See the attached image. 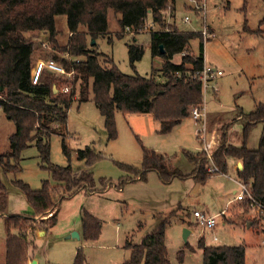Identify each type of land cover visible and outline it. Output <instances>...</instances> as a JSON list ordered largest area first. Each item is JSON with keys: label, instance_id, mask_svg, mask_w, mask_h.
I'll use <instances>...</instances> for the list:
<instances>
[{"label": "rangeland", "instance_id": "rangeland-1", "mask_svg": "<svg viewBox=\"0 0 264 264\" xmlns=\"http://www.w3.org/2000/svg\"><path fill=\"white\" fill-rule=\"evenodd\" d=\"M204 1V25L214 28V34L204 44V60L222 72L203 93L205 112L209 114L207 118L209 120L211 116L213 119L204 140L210 142L215 134V143L221 144L222 126L226 125L227 143L237 144L240 143L243 124L240 110L249 113L257 103L264 105V0ZM193 5L190 0H174V6L168 5L162 12L164 23L175 24L181 31L200 30L202 15L193 10ZM186 16L189 17L187 22L184 21ZM115 18L113 12L109 11L108 32L95 40L97 49L110 55L126 74L149 76L152 69L160 68L162 61L151 57L149 44V31L160 29L159 26L153 25L150 27L152 29L134 36L136 44L143 48V55L133 69L129 65L126 49L133 35L125 31L123 37L116 38L114 34L118 26ZM55 21L56 29L61 33L57 40L64 44L69 36L66 17L56 16ZM151 22L149 17L147 24ZM27 36L34 48L32 61L52 59L53 55L59 54L53 53L44 40L46 35L43 32H29ZM189 49L197 53V39L191 40ZM179 59L180 55H175L172 60L178 62ZM60 88H68L69 92L71 87L63 85ZM115 123L116 138L107 141L103 117L93 101L72 103L64 137L71 154L70 165L75 172H92L97 193L79 192L62 199L57 206L55 225L46 229L43 223H38L35 231L28 234L27 239L35 249L30 247L25 264H30L33 259L36 264H73L79 248L85 256L84 264H122L130 253L125 248L126 242L139 243L169 213L173 215L164 234L169 264H202V252L197 247V241L202 237L206 245H244L246 264H264V212L248 203L234 200L240 186L232 163L226 174L217 173L204 183L196 182L191 176L194 164L189 157L203 148L202 132L200 139L197 138L202 128L201 122H196L191 116L186 117L163 135L157 132L159 124L150 114L116 112ZM14 130L13 122L0 108V153L8 149V138ZM261 131L262 125H255L248 142L250 148L257 146ZM61 140L58 134L50 136V162L65 166L68 160L61 151ZM141 144L164 157L165 166L162 164L161 168H166L165 180L160 178L157 171L150 170L145 180L130 181L122 188L112 185L103 190L100 180L106 179L116 184L127 175L116 163L140 167ZM85 146H92L103 157L93 165L85 166L75 155L78 149ZM21 157L19 173L12 175L0 171V178L9 193L7 210L13 214L21 202L25 203L23 195L12 185L13 179L22 180L32 189H39L44 180L51 185L56 184L49 171L41 167L34 145L25 149ZM206 166L210 164L206 163L205 169ZM195 210L216 216L215 227L212 230L201 227L193 217ZM83 211L101 222L100 234L95 240L85 241L81 236ZM23 212L21 214H29ZM49 214L52 213L47 212L45 216L35 214V221L49 218ZM185 228L191 233L184 239ZM10 231L17 233L13 227H10ZM73 232L78 233L79 239L68 238ZM5 237V218L0 216V264H4ZM185 243L190 245V249L186 248ZM180 250H183L182 260L178 257Z\"/></svg>", "mask_w": 264, "mask_h": 264}, {"label": "trees", "instance_id": "trees-1", "mask_svg": "<svg viewBox=\"0 0 264 264\" xmlns=\"http://www.w3.org/2000/svg\"><path fill=\"white\" fill-rule=\"evenodd\" d=\"M168 5L174 6V0H0V108L15 127L8 138V149L0 153V171L12 175L19 173L22 152L34 145L41 167L49 171L56 183L51 185L44 180L39 189H32L22 180L13 179L15 190L23 195L33 211L29 213L31 215L13 214L7 210L9 193L0 178V216L6 223L4 264L26 263L30 247L35 249L27 239L28 234L35 231L38 223H43L46 229L55 225L57 206L62 199L79 192L97 193L92 172H75L70 165L71 154L64 137L67 114L73 102L93 101L103 117L107 141L114 140L117 135L116 112L150 114L159 124L157 132L163 135L189 117L193 107L202 105L203 89L198 73L204 64V44L213 34L206 26L208 36L204 41L201 29L181 31L175 24L166 25L162 12ZM193 10L198 13L194 7ZM109 11L116 17L118 30L115 37H123L125 31L133 35L126 44L129 65L133 69L143 55V48L136 44L134 36L153 25L159 26L160 29L150 28L149 44L151 57L162 61L160 68L152 69L149 76L126 74L110 55L97 49L95 40L108 32ZM59 15L66 17L69 36L64 44L57 40L61 35L55 21ZM149 17L152 24H147ZM29 32L46 35L45 42L53 53H59L53 55L52 60L66 72H72L70 77L44 71L36 84L31 82V68L36 61H32L34 48L27 36ZM194 39L198 40L196 54L189 49ZM175 55H180L178 62L172 60ZM63 85H70L69 92L62 91ZM240 117L243 122L240 143H227L226 125H223L222 142L213 152L212 161L221 174L227 173L230 159L239 161L242 165L241 169H236L239 181L249 186L255 204L264 207V105L257 103L249 113L240 110ZM257 124L262 125V131L257 146L250 148V134ZM207 127L206 121V132ZM52 134L62 138L61 151L68 160L65 166L50 162ZM197 138L200 139L199 132ZM140 147V167L116 163L127 175L116 184L100 180L103 190L112 185L122 188L130 181L145 180L150 170L157 171L165 180L166 168H161L164 157L142 144ZM75 155L85 166H91L103 157L92 146L78 149ZM189 159L194 164L191 176L196 182H206L209 177L205 169L208 163L205 152L201 149ZM47 212L52 213L49 218L35 221V214ZM172 215H166L139 243L128 240L125 248L130 252L129 258L122 264H169L164 234ZM10 227L17 233H11ZM100 230L99 219L83 211L82 238L95 240ZM185 246L190 249L188 243ZM197 247L202 252V264H246L244 245H206L202 237L198 239ZM182 256L183 250H180V260ZM84 262L85 256L79 248L73 264Z\"/></svg>", "mask_w": 264, "mask_h": 264}, {"label": "built area", "instance_id": "built-area-1", "mask_svg": "<svg viewBox=\"0 0 264 264\" xmlns=\"http://www.w3.org/2000/svg\"><path fill=\"white\" fill-rule=\"evenodd\" d=\"M194 5L193 7L197 9L198 13L202 15V28H201V33L203 36V40L205 41L207 36H208V31L206 29L205 24V1L201 0L200 2H197L196 0H190ZM189 17H184V21H188ZM44 71H48L57 75H65L67 77H70L72 72H66L64 68L56 63L52 59L44 60V59H37L34 65L31 68V82L33 84H36L42 73ZM222 72L220 70H217L210 64H207L204 60L203 67L201 71L198 73V78L200 79L202 83V89L203 93L208 89L209 83L213 81L217 76H220ZM63 92H68V88H63ZM190 116L196 121V122H201L202 128L199 131V136L200 133L202 132V142L203 143V148L202 150L206 154V158L208 160V163L210 164L209 167L206 168V171L208 172V177H212L213 175L220 173L218 167L213 163L212 161V154L215 151V149L220 145L219 143H215L216 140V135H213V138L210 142H206L204 140V134H205V129H206V121H207V113L205 112V107H204V95H203V103L201 106L198 107H193L191 109ZM212 174V175H210ZM238 185L240 186L239 191H236V195L234 197V200L239 201V202H249V204L255 208H257L259 211L264 212V207L257 206L255 204V201L253 200L249 186L241 181H237ZM50 215V214H49ZM193 217L196 220V222L205 228H208L212 230L215 225H216V216H210L206 215L205 213L195 210L193 212ZM216 239V238H215Z\"/></svg>", "mask_w": 264, "mask_h": 264}, {"label": "crops", "instance_id": "crops-1", "mask_svg": "<svg viewBox=\"0 0 264 264\" xmlns=\"http://www.w3.org/2000/svg\"><path fill=\"white\" fill-rule=\"evenodd\" d=\"M245 1V0H244ZM210 29H211V31H212V34H214V28L213 27H211V26H208ZM195 31H199V30H195ZM214 91V90H213ZM213 94H214V96H216V93H214L213 92ZM208 116H209V114H207ZM213 122V119H212V117L210 116V118H209V120H208V118H207V125H212V123H210V122ZM207 132H210V131H208L207 130ZM234 145H238V143L237 144H234ZM199 151H201V150H199ZM230 162L232 163V168L235 170V173H236V175H237V171H236V169L238 168V161H236V160H232V159H230L229 161H228V169H229V164H230ZM167 167V166H166ZM228 169H227V171H228ZM234 192H235V190H234ZM18 197H20V195L18 196ZM23 197V196H22ZM24 198V197H23ZM25 200V199H24ZM19 201H22V200H19ZM21 203H23V202H21ZM20 203V207H18V208H16L15 210H17V211H13V212H15V213H19V214H21V212H23V213H25V212H28V213H32L33 211H32V208L28 205V203L25 201V203H23V204H21ZM28 210V211H27ZM223 210L224 209H222V211H221V213L223 212ZM204 213V212H203ZM218 214V213H217ZM211 215V214H210ZM211 216H214V215H211ZM248 225H250L249 223H247ZM255 224V223H254ZM188 231H189V233L188 234H190L191 233V231L188 229ZM69 238V237H68ZM216 238V237H215ZM3 252H4V250H3ZM4 256V255H3ZM34 260V259H33ZM32 260V261H33ZM34 262H35V264H36V261L34 260Z\"/></svg>", "mask_w": 264, "mask_h": 264}, {"label": "water", "instance_id": "water-1", "mask_svg": "<svg viewBox=\"0 0 264 264\" xmlns=\"http://www.w3.org/2000/svg\"><path fill=\"white\" fill-rule=\"evenodd\" d=\"M160 51L163 52L161 46H160ZM238 168H239V169L242 168V165H241L240 162H238ZM188 233H189L188 229L185 228V229H184V233H183V238H184V239L187 237ZM68 237H73V238H77V239H79V235H78V233H76V232H73V233H72L70 236H68ZM30 264H35L34 260L31 261Z\"/></svg>", "mask_w": 264, "mask_h": 264}]
</instances>
